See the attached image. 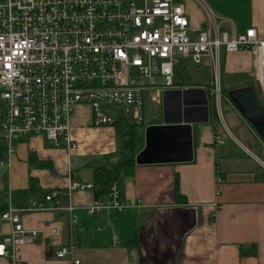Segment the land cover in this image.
I'll use <instances>...</instances> for the list:
<instances>
[{"label": "crops", "instance_id": "obj_1", "mask_svg": "<svg viewBox=\"0 0 264 264\" xmlns=\"http://www.w3.org/2000/svg\"><path fill=\"white\" fill-rule=\"evenodd\" d=\"M206 1L216 16L225 18L221 27L229 34L254 27L264 39V0ZM189 4L186 7L191 16L195 3ZM219 7L232 12L222 13ZM203 11L201 8L197 17H190L192 27L207 26ZM192 64L196 76L199 64ZM254 71L249 51L224 54L219 92L222 75L228 76L224 83L229 87L251 82ZM177 85L203 87L212 97V82L206 83L200 77L187 78ZM145 101L159 104L162 109L161 103L151 102L148 97ZM225 112L236 134L245 138L248 121L234 106L225 108ZM219 118L221 111L217 112L215 105L210 109L209 104L208 119L191 124V160L135 163L133 172L120 181L121 194L129 205L122 211L106 209L91 215L85 207L94 200L93 185L72 191L67 199L68 184L92 183L95 166L119 161L126 125L135 126L137 153L144 146L145 126L162 120L147 123L143 107L138 122L117 120L114 125H94L89 105L81 102L75 105L70 120L75 148L66 149L62 142L56 145L42 134L19 139L8 165L0 167V206L13 204L12 192L28 188L30 178L40 191L29 195L28 201L57 189L63 204H73L71 211L60 207L20 212L25 231H35L32 240L17 249L21 262L75 264L74 259H78L77 264H264V159L224 124L221 128ZM226 131L232 136H225L223 142L214 141L215 133L224 135ZM30 154L43 166L30 167ZM73 217L75 220L70 221ZM10 228L9 222L0 221V241ZM71 239L72 248L63 257H56V251L67 247ZM240 248L254 249L255 253L241 255ZM0 264L12 263L0 256Z\"/></svg>", "mask_w": 264, "mask_h": 264}, {"label": "built area", "instance_id": "obj_2", "mask_svg": "<svg viewBox=\"0 0 264 264\" xmlns=\"http://www.w3.org/2000/svg\"><path fill=\"white\" fill-rule=\"evenodd\" d=\"M205 11L207 26L195 28L182 0H0V144L5 152L0 167L8 165L17 141L26 136L42 134L56 145L75 148L70 120L77 103L89 105L94 125L140 121L146 97L162 103L163 90L177 88L173 73L180 59L204 62L211 69L218 112L223 55L249 51L264 102V39L254 27L229 34L221 27L223 16L207 5ZM157 77L162 82L157 83ZM225 136L232 134L215 133L214 141L223 142ZM90 187V182H70L66 197ZM61 198L59 190L51 189L23 208L9 203L0 212V221L11 224L0 241V256L23 264L17 249L30 242L35 231H25L20 212L60 207L71 211L72 202L63 204ZM128 205L114 182L85 211H122ZM71 241L56 257L72 248Z\"/></svg>", "mask_w": 264, "mask_h": 264}, {"label": "water", "instance_id": "obj_3", "mask_svg": "<svg viewBox=\"0 0 264 264\" xmlns=\"http://www.w3.org/2000/svg\"><path fill=\"white\" fill-rule=\"evenodd\" d=\"M227 96L264 140V106L254 84L229 86ZM161 104L162 122L145 126L144 146L134 157L137 164L191 160V124L208 119L209 99L203 87L164 89Z\"/></svg>", "mask_w": 264, "mask_h": 264}, {"label": "rangeland", "instance_id": "obj_4", "mask_svg": "<svg viewBox=\"0 0 264 264\" xmlns=\"http://www.w3.org/2000/svg\"><path fill=\"white\" fill-rule=\"evenodd\" d=\"M184 2L185 5H188V7L190 6L189 3H191V1H193L195 3V5L192 7L191 9V16L192 17H197V13L198 10L201 11V8L203 11V14L205 11V6L208 5L206 0H182ZM221 6V4H219ZM209 6V5H208ZM211 8V7H210ZM213 10V9H212ZM219 10L222 11V13H227V14H231L232 10L230 9H222L219 7ZM190 14H189V23L191 25L190 22ZM206 18L207 21H209V18L206 14ZM189 36H192V32L189 31L188 32ZM194 71V67L193 64L190 62L189 59H180L178 61V63L174 66V73H173V81L176 84V86H178L177 84H183L184 82L187 81V78L190 79L191 77L195 78V77H200V79L206 83H209L210 81L212 82V71L211 69H207V65H205L204 62L199 64V70L196 73V76L192 73V69ZM209 68V67H208ZM211 71V72H210ZM225 75L221 76V85H220V92H221V98H222V102L220 103V108L219 111H221L222 113V119L219 118V125L221 128H224L223 124L227 127V129H229L231 131V133L244 145H246L248 148H250L254 153H256L258 156L260 155V157L262 159H264V140L258 135V133L255 131V129L253 128V126L249 123L248 126L251 127V129H249L250 127L247 128L248 132L246 131L247 136H245V138L240 137L239 135L236 134L235 132V128H232L227 120V116H226V112H225V108L232 109L233 106H231L232 104L230 103V100L227 96V88H228V84L224 83L225 80ZM250 78L252 79L251 82L254 84V86L256 87L257 93L259 95V98L261 100V102L264 104L263 102V98L261 96L260 90L258 88V86L255 84V81L253 79V74L252 76H250ZM140 78H136V80H139ZM157 83L162 82V79L160 77L156 78ZM250 81V80H249ZM209 104H210V109L213 110V105H214V100L212 97H209ZM154 104V103H153ZM228 106H227V105ZM217 110V107H216ZM161 105L159 104H154V106L152 104H150L148 101H145L144 104V115H145V121L147 123L151 122L154 123L156 121H161L162 117H161ZM114 112H112L113 114ZM117 114V113H116ZM115 116V115H114ZM245 132V131H244Z\"/></svg>", "mask_w": 264, "mask_h": 264}, {"label": "trees", "instance_id": "obj_5", "mask_svg": "<svg viewBox=\"0 0 264 264\" xmlns=\"http://www.w3.org/2000/svg\"><path fill=\"white\" fill-rule=\"evenodd\" d=\"M124 136H125L124 147L121 151L119 161L110 166L94 167V178L92 182L94 199H100L103 196H105L106 193L108 192L110 185L114 182L117 183L118 186L120 187L121 177L127 174H131L134 170V166H135L134 155L136 153L135 143L137 139L135 126L132 124L126 125ZM4 157H5L4 146L0 144V158H4ZM28 162L30 167L43 166V163L37 162L36 158L32 154H30L28 158ZM35 182L36 181L30 178V186L28 188L15 190L12 192L11 201L13 202L14 205L19 207L27 206L29 202L28 199L31 197L29 195L37 191H40L38 190L39 188L35 186ZM5 208L6 206L4 208L0 206V211L4 210ZM249 253H255L254 249L252 251H245L242 248H240L241 255L249 254Z\"/></svg>", "mask_w": 264, "mask_h": 264}]
</instances>
